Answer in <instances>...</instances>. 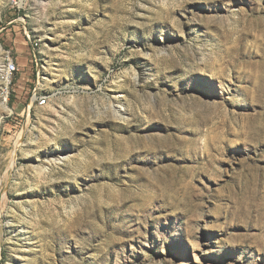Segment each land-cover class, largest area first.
<instances>
[{"label":"rangeland","instance_id":"rangeland-1","mask_svg":"<svg viewBox=\"0 0 264 264\" xmlns=\"http://www.w3.org/2000/svg\"><path fill=\"white\" fill-rule=\"evenodd\" d=\"M7 53L0 264H264V0H0Z\"/></svg>","mask_w":264,"mask_h":264},{"label":"built area","instance_id":"built-area-1","mask_svg":"<svg viewBox=\"0 0 264 264\" xmlns=\"http://www.w3.org/2000/svg\"><path fill=\"white\" fill-rule=\"evenodd\" d=\"M20 0H13V3L15 5H17L19 3ZM37 43L31 42V47L34 49V47H37ZM18 66L17 64L13 61V59L10 57L9 53H7V55L5 56L4 59V64H3V71H2V78H3V82H7V85L3 86L1 88V96L3 98L4 102H7L9 100V95H10V90H9V85L11 83V80L13 78V76L18 72ZM37 100V103L42 106L45 104L47 97L46 96H42Z\"/></svg>","mask_w":264,"mask_h":264},{"label":"bare ground","instance_id":"bare-ground-1","mask_svg":"<svg viewBox=\"0 0 264 264\" xmlns=\"http://www.w3.org/2000/svg\"><path fill=\"white\" fill-rule=\"evenodd\" d=\"M2 71H3V67L0 65V73H2ZM3 86H5V85H7V82H3V84H2ZM1 108L4 110L5 109V106L4 105H1ZM113 112L115 113V114H119V110H116V109H114L113 108ZM60 157H62V155L60 156ZM53 161V160H52ZM54 162V161H53ZM1 226V225H0Z\"/></svg>","mask_w":264,"mask_h":264}]
</instances>
